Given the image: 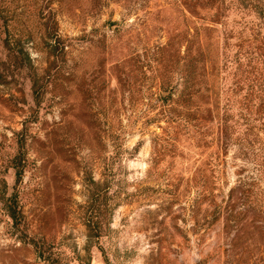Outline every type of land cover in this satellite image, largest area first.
<instances>
[{"label": "rangeland", "instance_id": "rangeland-1", "mask_svg": "<svg viewBox=\"0 0 264 264\" xmlns=\"http://www.w3.org/2000/svg\"><path fill=\"white\" fill-rule=\"evenodd\" d=\"M253 1L0 0V264H264L257 120L200 187V106L247 74L222 54L264 29Z\"/></svg>", "mask_w": 264, "mask_h": 264}, {"label": "trees", "instance_id": "trees-1", "mask_svg": "<svg viewBox=\"0 0 264 264\" xmlns=\"http://www.w3.org/2000/svg\"><path fill=\"white\" fill-rule=\"evenodd\" d=\"M252 1L240 0V4L247 8L248 3ZM253 2L258 15H261L259 19L264 20V0H254ZM249 30L252 35V43L249 45L239 42V36L236 37L238 40L236 44L231 46L234 49L238 47L237 51L231 52L229 42L226 44L222 54L224 67L221 68L224 72H228L229 68L232 69L236 64L237 70L245 67L246 71L243 69L240 74H247L236 78L233 76L231 79L226 78L224 86L232 95L221 92L220 100L217 98L212 102L209 98L203 101L200 106V113L203 114L200 117V187L205 193L204 197L209 198L211 202L214 197L220 196L214 194L213 189L216 187L213 186H216L220 181L218 174L220 177L223 157H225V153L220 152L228 149L227 146L231 143L228 139L234 138L235 144L240 145L242 149L248 142L251 120H257L258 125L261 128L264 127V29L251 26ZM241 34L245 35V31L242 30ZM227 39L230 41L233 38L227 37ZM187 53L190 55L191 47L187 48ZM209 54V50L204 52V62L207 61ZM190 73L192 76L196 75L194 69ZM189 82L191 84L187 87L190 88V92L184 93L182 96L188 97L187 105H193V102H197L196 96L201 93V89L195 85L194 81L193 83ZM208 91H212V86L208 88ZM172 96L171 94L170 97L172 98ZM253 112H255V117L252 118ZM241 183H239L240 186ZM247 200L248 194L243 190L242 194L238 196V203L243 206L236 210L237 218L240 220L244 219V215L246 216L248 211L246 209ZM230 210L234 212L232 208ZM11 216L16 218L17 215L11 210ZM253 221L255 222L256 219Z\"/></svg>", "mask_w": 264, "mask_h": 264}]
</instances>
